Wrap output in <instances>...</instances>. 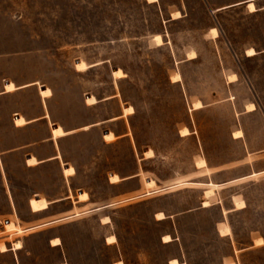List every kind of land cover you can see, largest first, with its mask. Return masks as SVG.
<instances>
[{"label":"rangeland","instance_id":"rangeland-1","mask_svg":"<svg viewBox=\"0 0 264 264\" xmlns=\"http://www.w3.org/2000/svg\"><path fill=\"white\" fill-rule=\"evenodd\" d=\"M246 1L0 0V264H264V173L238 179L264 167V0ZM56 148L68 180L26 165Z\"/></svg>","mask_w":264,"mask_h":264},{"label":"crops","instance_id":"crops-1","mask_svg":"<svg viewBox=\"0 0 264 264\" xmlns=\"http://www.w3.org/2000/svg\"><path fill=\"white\" fill-rule=\"evenodd\" d=\"M247 1H249V0H247ZM247 1H246V3H247ZM251 1H253V0H251ZM35 84H37V82H31V83H27V84H24V85H19V86H16L15 85V88L13 89V90H16V89H19V88H22V87H25V86H30V85H35ZM45 87H47V86H41V87H39V95L42 97V98H46V97H48V96H50L51 94H52V91H51V94L50 95H48V96H46V97H43L41 94H40V88H45ZM51 90V89H50ZM10 91H12V90H9V91H7L6 89H5V86H4V89H2V90H0V94H4V93H7V92H10ZM96 99V98H95ZM96 102V101H95ZM94 102V103H95ZM90 104H92V103H90ZM255 109V108H254ZM253 109V110H254ZM253 110H249V111H253ZM245 111H248V110H246L245 109ZM125 113H123L122 115H124ZM18 116H22L23 118H24V120H25V122L23 123V124H21V125H17V124H15V118L16 117H18ZM49 113L46 111L45 113H43L42 115H40V116H38V117H34V118H25L22 114H17V116L13 119V124H14V126H16V127H22V126H24V125H26V124H29V123H31V122H33V121H37L38 119H46V118H49ZM93 124H95V123H93ZM57 125H59V126H61V128H62V130L64 131V133L62 134V135H58V136H54L53 134H52V128L53 127H56ZM72 130L71 129H64L63 128V125H61V124H51L50 125V129H49V132H50V136H51V138H56V137H60V136H63V135H66V134H69L70 132H71ZM107 132H112L113 133V135H114V138H115V134H114V132L113 131H105L104 132V138H105V134L107 133ZM234 139H237V138H239L240 139V141L241 142H243L244 144H245V147H246V154H247V156H251V157H254V156H256V155H253L254 154V152H257V153H259L258 151H259V149H260V146H259V140H257V147L256 148H253V143H254V140H252V139H250L249 138V136H248V134H247V132H245V130H244V128H241V135L239 136V137H236V136H234L233 134L231 135ZM114 138H112V139H106L105 138V140H107L108 142H110V141H112ZM261 149L264 151V140H263V144H262V146H261ZM256 154V153H255ZM29 157H34L35 159H36V163H34V164H28L27 163V158H29ZM248 158V157H247ZM51 160H56V161H58V162H60L59 164H60V166H61V168H60V171H61V173H62V176L66 179V180H68V178L69 177H71V176H73L74 174H76V171H77V168L75 167V165H72V164H70L69 162H67V161H64L63 159H62V153H61V151H60V149L59 148H56V150H55V152L53 153V154H51V155H49V156H46V157H38L37 155H35V154H27L26 155V158H25V163H26V165L27 166H34V165H38V164H42V163H44V162H49V161H51ZM205 162H206V160H205ZM207 164L205 163V165H200V167H204V166H206ZM67 166H71V167H73L74 168V173H72V174H65L64 173V168L65 167H67ZM252 166H253V168L250 170V171H248V172H246V173H244V174H242L241 176H239L238 177V179L239 180H247V179H249V178H253L254 176H258L259 174H262V173H264V167H259L258 166V163L257 162H255V161H252ZM255 166V167H254ZM114 174H116V173H114ZM117 176H118V174H116ZM136 175V174H135ZM112 176V175H111ZM111 176H110V180H111ZM119 177V176H118ZM149 178H151V177H149ZM119 180H120V177H119ZM118 180V181H119ZM112 181V180H111ZM209 181H212V180H209ZM112 182H116V181H112ZM191 182H194V181H191ZM197 182H199V181H197ZM208 182V181H207ZM207 182H205V183H207ZM213 182V181H212ZM156 183V182H155ZM201 183H203V184H205L204 182H201ZM214 183H217V184H220V183H218V182H214ZM157 185V183L155 184V186ZM68 189H69V191H67L65 194H64V198H67V199H70V198H72V196H73V194H72V190H71V187L69 186L68 187ZM81 192H86L87 193V198L86 199H84V200H80L79 199V195H78V198H77V203H79V202H84V201H86L87 199H89V192H87V191H81ZM80 192V193H81ZM148 191H145V192H143V193H141L142 195L144 194H149V193H147ZM79 193V194H80ZM33 197H44V196H40V195H35V196H33ZM33 197H29L28 198V206H29V208H30V210L32 211V212H34V213H36V212H40V211H43V210H46V209H48L49 208V205L52 203V202H54V201H56V199H47L46 197H44L47 201H48V206H47V208H45V209H42V210H39V211H34V210H32V208H31V206H30V203H29V201H30V199L31 198H33ZM10 198V199H9ZM129 198H133L132 196L131 197H129ZM128 198V199H129ZM237 199V198H236ZM239 199H241V200H243V202H244V206L243 207H241V208H236L235 207V204H234V208L235 209H243V208H246L247 207V202H246V200L245 199H243V198H239ZM7 201L8 202H10V204L12 205V208L13 209H16V205H15V203H14V200H13V198L11 197V195H9V197H7ZM111 204H113V203H108L107 205H111ZM107 205H95V206H92V207H90V208H87V209H85V210H77L78 208L75 206V210H72L71 211V213H69V214H67V215H64V216H60V217H56V218H46V219H41V220H38L37 222H35V223H33V224H30L29 226H23V227H21V225L16 221H13V220H9V221H13L17 226H19L20 228H22L23 229V231L22 232H24V231H28V230H31V229H34V228H38V227H41V226H46V225H49V224H52V223H54V222H57V221H60V220H64V219H68V218H71V217H74V216H77V215H80V214H82V213H86V212H88V211H91V210H99V209H103L105 206H107ZM208 206V205H207ZM77 212H78V214H77ZM158 212H162V211H158ZM163 213V212H162ZM163 215H164V213H163ZM103 216H108L109 217V221H103ZM103 216L100 218V222H102L101 224L103 225V224H107L108 222H110V219H111V217H110V215L109 214H106V213H104L103 214ZM164 218V217H163ZM159 219V218H158ZM161 219V218H160ZM8 222V221H7ZM6 222V223H7ZM5 223V224H6ZM223 225H226V224H223ZM4 232H5V229L3 230ZM7 232H10V231H7ZM16 234H19L18 232H16V231H11L10 232V235H16ZM109 235H114V234H109ZM109 235H107V236H109ZM107 236H105V241L106 242H108L107 240H106V238H107ZM115 236V235H114ZM116 237V236H115ZM171 237V236H170ZM258 237H261L262 238V243H264V237L262 236V235H258V236H256L255 238H254V240H253V242H254V245H259V244H256L255 243V239L256 238H258ZM53 238H58L59 239V243L58 244H52V242H51V239H53ZM20 241L21 242V244H22V246L20 247V248H17V249H15L14 248V246H13V243L15 242V241ZM49 244H48V247L49 248H52V247H54V246H58V245H61L62 244V237L60 236V235H53V236H51L50 238H49ZM116 241V240H115ZM115 241H113V242H115ZM4 242V244L6 245V247H7V249L5 250V251H7L8 250V247L9 246H7V244L5 243V241H3ZM165 242H167V241H165ZM108 243H112V242H108ZM262 243H260V244H262ZM23 242H22V240H20V239H16V240H12L11 241V247H10V249L11 250H20V249H22L23 248ZM5 251H2V252H5ZM174 259V258H173ZM176 259V258H175ZM117 261H119V260H117ZM178 261V260H177ZM61 263H66V264H69L66 260H64V261H61L59 264H61ZM6 264H20V262H19V260H18V256H17V252H16V255H15V261L14 260H12V261H10V262H8V263H6Z\"/></svg>","mask_w":264,"mask_h":264},{"label":"bare ground","instance_id":"bare-ground-1","mask_svg":"<svg viewBox=\"0 0 264 264\" xmlns=\"http://www.w3.org/2000/svg\"><path fill=\"white\" fill-rule=\"evenodd\" d=\"M247 6H248V8H250V9H254V4L252 3V2H249L248 4H247ZM213 32L214 33H216V31H215V29H213ZM255 53V51H254V49L253 48H249V49H247V54H250V55H252V54H254ZM230 79H232V80H235L236 79V74H231L230 75ZM6 82V81H5ZM8 83V82H7ZM247 108L248 109H254V104L251 102V103H249L248 105H247ZM53 128H55V127H53ZM234 135H236V137L238 136H240L241 135V130H239V131H237V132H235L234 133ZM150 178H146V180L145 181H148ZM104 219H108V217L106 216V217H104ZM165 238L166 237H168L167 235H165L164 236ZM106 240L108 241V242H113V241H115V236L114 235H109V236H107V238H106ZM51 242H52V244H58L59 243V239L58 238H53V239H51ZM20 246V242H19V240L18 241H16V247H19ZM6 249V247H5V244H4V242L3 241H0V250H5ZM61 264H66V263H61ZM115 264H122V261H117Z\"/></svg>","mask_w":264,"mask_h":264},{"label":"trees","instance_id":"trees-1","mask_svg":"<svg viewBox=\"0 0 264 264\" xmlns=\"http://www.w3.org/2000/svg\"><path fill=\"white\" fill-rule=\"evenodd\" d=\"M5 246H6V245H5ZM6 249H7V247H6ZM6 249H5V250H6ZM5 250H4V251H5Z\"/></svg>","mask_w":264,"mask_h":264}]
</instances>
